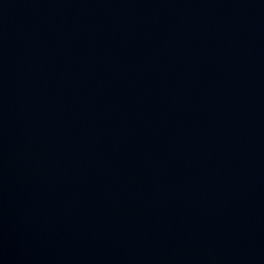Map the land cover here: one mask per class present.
I'll return each mask as SVG.
<instances>
[{
	"label": "water",
	"instance_id": "obj_1",
	"mask_svg": "<svg viewBox=\"0 0 264 264\" xmlns=\"http://www.w3.org/2000/svg\"><path fill=\"white\" fill-rule=\"evenodd\" d=\"M0 264H264V0H0Z\"/></svg>",
	"mask_w": 264,
	"mask_h": 264
}]
</instances>
